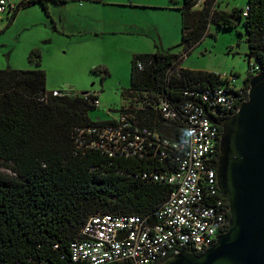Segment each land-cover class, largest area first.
Listing matches in <instances>:
<instances>
[{
  "label": "trees",
  "instance_id": "trees-1",
  "mask_svg": "<svg viewBox=\"0 0 264 264\" xmlns=\"http://www.w3.org/2000/svg\"><path fill=\"white\" fill-rule=\"evenodd\" d=\"M65 2L20 0L7 13L13 20L20 9L39 4L50 15V3ZM198 2L183 0L178 7L181 38L173 48L179 51L172 48L133 55L130 87L122 91L129 107L121 109L118 119H91L88 112L97 107L93 101L98 98L90 91L47 92L46 73L41 68L0 69V168L11 172H0V264H85L71 259L70 245L82 238V227L90 215L144 216L167 199L173 186L142 175L147 170L171 168L174 164L169 158L109 157L88 146L92 136L79 135V130L116 124L124 116L163 137L181 139L183 122L165 121L158 110L159 100L177 106L188 98L186 90L203 93L229 82L215 72L177 68L181 50L188 53L211 23L223 30L234 28L238 21L244 25L247 56L254 63L237 88L242 91L240 102L247 98L252 72H264V0H247L244 8L230 11L217 8L219 0H203L200 8ZM28 57L40 66L38 48ZM226 117L211 115L220 124ZM218 154L217 144L212 159L215 167ZM223 201L228 209L227 200Z\"/></svg>",
  "mask_w": 264,
  "mask_h": 264
},
{
  "label": "rangeland",
  "instance_id": "rangeland-1",
  "mask_svg": "<svg viewBox=\"0 0 264 264\" xmlns=\"http://www.w3.org/2000/svg\"><path fill=\"white\" fill-rule=\"evenodd\" d=\"M17 4L20 0H9ZM183 0H66L50 3L47 15L39 4L20 9L10 20L0 12V69L41 68L46 91H90L98 98L88 115L93 120L118 119L128 101L131 58L139 53L168 50L180 43ZM203 0H199L200 8ZM247 0H219L217 8H244ZM38 48L40 66L29 60ZM176 48H173V50ZM181 50V48H180ZM179 51V48L176 49ZM244 25L223 30L209 24L205 35L178 67L215 72L234 78L240 87L253 58L247 56ZM132 115V113L128 112ZM3 174H11L0 168Z\"/></svg>",
  "mask_w": 264,
  "mask_h": 264
},
{
  "label": "built area",
  "instance_id": "built-area-1",
  "mask_svg": "<svg viewBox=\"0 0 264 264\" xmlns=\"http://www.w3.org/2000/svg\"><path fill=\"white\" fill-rule=\"evenodd\" d=\"M11 7L10 1L0 0V12ZM138 66L142 67L141 64ZM52 94L59 92L53 90ZM184 94L188 98L177 106L164 98L157 105L165 121L183 122L185 134L179 140L134 125L124 116L116 124L93 125L79 130V135L92 136L88 146L109 157L169 158L174 166L147 170L142 176L169 184L173 189L156 210L144 216L126 213L90 215L82 227V238L70 245L73 261L160 264L169 255L185 249L203 252L227 230L228 209L220 195L212 161L219 142L220 122L211 115L218 118L230 115L229 111L235 112L241 103L242 91L234 86V78H231L226 86L212 91L186 90ZM93 102L98 104V99Z\"/></svg>",
  "mask_w": 264,
  "mask_h": 264
},
{
  "label": "water",
  "instance_id": "water-1",
  "mask_svg": "<svg viewBox=\"0 0 264 264\" xmlns=\"http://www.w3.org/2000/svg\"><path fill=\"white\" fill-rule=\"evenodd\" d=\"M220 126L216 177L228 228L203 252L185 249L160 264H264V72L249 78L247 98Z\"/></svg>",
  "mask_w": 264,
  "mask_h": 264
}]
</instances>
